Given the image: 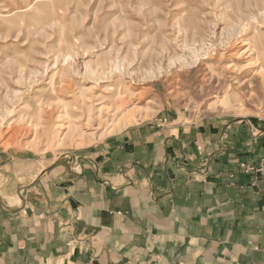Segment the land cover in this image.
<instances>
[{
    "label": "rangeland",
    "instance_id": "374dc122",
    "mask_svg": "<svg viewBox=\"0 0 264 264\" xmlns=\"http://www.w3.org/2000/svg\"><path fill=\"white\" fill-rule=\"evenodd\" d=\"M177 114L264 122V0H0V156Z\"/></svg>",
    "mask_w": 264,
    "mask_h": 264
},
{
    "label": "crops",
    "instance_id": "0c3cea01",
    "mask_svg": "<svg viewBox=\"0 0 264 264\" xmlns=\"http://www.w3.org/2000/svg\"><path fill=\"white\" fill-rule=\"evenodd\" d=\"M0 200V264H264V122L177 114L0 156Z\"/></svg>",
    "mask_w": 264,
    "mask_h": 264
},
{
    "label": "bare ground",
    "instance_id": "6f19581e",
    "mask_svg": "<svg viewBox=\"0 0 264 264\" xmlns=\"http://www.w3.org/2000/svg\"><path fill=\"white\" fill-rule=\"evenodd\" d=\"M113 99V103H116V102H122V97H120V94H115V96H114V98H112ZM111 99V100H112ZM99 104H101V103H99ZM103 104V103H102ZM117 105V104H116ZM115 105V106H116ZM128 119H127V121H130V119H132L133 118V116L132 115H130V116H128L127 117ZM61 124V123H60ZM67 124V129H69L71 132L72 131H75V133L76 134H78V136H80V133L82 132V131H80L76 126L77 125H75L73 122H71V123H66ZM58 125H59V123H58ZM62 126H65V125H63V124H61Z\"/></svg>",
    "mask_w": 264,
    "mask_h": 264
},
{
    "label": "built area",
    "instance_id": "2783aa9c",
    "mask_svg": "<svg viewBox=\"0 0 264 264\" xmlns=\"http://www.w3.org/2000/svg\"><path fill=\"white\" fill-rule=\"evenodd\" d=\"M160 123H161V124H165V123H167V119L164 118V119L160 120ZM241 166H242L243 169H245V171H246L247 173H250L251 171L254 170V168H253L252 166H251V167H249V166H244L243 164H242Z\"/></svg>",
    "mask_w": 264,
    "mask_h": 264
},
{
    "label": "water",
    "instance_id": "95a60500",
    "mask_svg": "<svg viewBox=\"0 0 264 264\" xmlns=\"http://www.w3.org/2000/svg\"><path fill=\"white\" fill-rule=\"evenodd\" d=\"M1 204H2V202H1V200H0V206H2Z\"/></svg>",
    "mask_w": 264,
    "mask_h": 264
}]
</instances>
